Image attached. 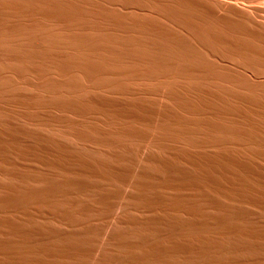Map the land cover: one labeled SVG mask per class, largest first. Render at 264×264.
Segmentation results:
<instances>
[{"label": "bare ground", "instance_id": "obj_1", "mask_svg": "<svg viewBox=\"0 0 264 264\" xmlns=\"http://www.w3.org/2000/svg\"><path fill=\"white\" fill-rule=\"evenodd\" d=\"M112 92L128 104L111 103ZM104 118L134 128L114 135ZM27 140L71 176L41 188L37 170V189L26 172L37 188L0 194V228L5 214L46 209L47 221L85 234L42 246V264H264V0H0V159L29 154ZM79 143L122 152L110 160ZM88 190L98 208L91 194L77 198ZM124 209L150 217L123 222ZM115 224L134 240L115 239L119 256L105 261ZM41 225L31 228L44 242L57 238ZM163 226L175 241L152 245ZM4 243L1 256L29 264Z\"/></svg>", "mask_w": 264, "mask_h": 264}, {"label": "rangeland", "instance_id": "obj_2", "mask_svg": "<svg viewBox=\"0 0 264 264\" xmlns=\"http://www.w3.org/2000/svg\"><path fill=\"white\" fill-rule=\"evenodd\" d=\"M110 94V95H109ZM109 94H107L106 95V97H108V100H109V98H110V102L111 103H114V104H118V105H120L121 106V104H123V105H125V103L126 104H128V101H129V99H126V96L125 95H120L121 93H117V92H112V93H109ZM120 96H119V95ZM110 96V97H109ZM125 97V98H124ZM126 100H127V102H126ZM133 107V106H132ZM132 110L134 111V108H132ZM107 120V121H106ZM125 121H128V122H125ZM125 121H122V119L121 120H110V119H106V118H104L103 119V121H101L100 123L102 124V126L105 128V130H106V132H109L110 131V133H112V134H114V135H121V134H123V132L122 131H120L121 129H124V130H126L125 128H127V130L128 129H130V128H134V121H132V120H125ZM118 124V125H117ZM128 124H130V125H128ZM119 125H121V126H119ZM109 128H113L112 130H108ZM117 128V129H116ZM64 141H65V139H63ZM29 140H27L26 141V143H25V141H24V143H22V142H20L19 143V146H22L23 148H25L26 147V153H29V154H24L23 156L22 155H19V157H18V155L17 154H14V152H10L9 153V155H8V157H9V159L7 160H3V158H1L0 159V167L2 168H0V194L2 193L3 195L4 194H10V193H13V192H15L16 190H17V188L19 187V188H21V189H25L26 190V188H27V186L29 187V189L28 190H33V189H36L37 187V189H39L40 188V185H38V184H40V183H42L43 182V184H41V188H44L45 186L47 187V185H48V183H49V185H50V182H54V181H56V180H58V178H56V176L57 177H59V179L60 178H62L61 176H63L64 178L66 177V174L68 175L69 173H67V172H65L64 173V171H62V170H59V169H57V170H55V169H53V168H51V170H49L50 169V165H49V163H50V161L52 160L53 161V158L50 156V154H49V156H48V153L46 152V151H38V152H36V149H34V150H32V149H30L31 148V145L29 146L28 144L29 143H31V142H28ZM68 140H66V142H67ZM68 142H71V140L70 141H68ZM21 143H22V145H21ZM24 145H25V147H24ZM78 145V144H77ZM76 145V146H77ZM79 145L80 146H82V147H80V146H78V147H76V149H77V151H83V152H87V151H89L88 153H92V152H90V151H93L94 150V152L93 153H95V151L97 150V149H99L100 150V152H99V150H98V152L101 154L102 153V155H104V154H106V155H108V154H111L112 155V157H111V159L108 157V156H106L105 155V158H107L108 157V159H110V160H113V154H118L119 152H122V149H121V147H114V146H107V145H105V146H102L101 148H95V147H93L92 145H89V144H87V145H85L84 144V146L86 147V148H83L84 146H83V144H81V143H79ZM89 145V146H88ZM30 148H29V147ZM92 146V147H91ZM88 147H89V149H88ZM79 148L81 149V150H79ZM93 150H92V149ZM30 149V150H29ZM83 149H86V150H83ZM106 149V150H105ZM112 152H110L109 150ZM101 150H103V152H101ZM107 150H108V152H107ZM27 151H29V152H27ZM34 151V152H33ZM105 151V152H104ZM45 152L47 153V156L48 157H50V159H48V157L46 156V154H45ZM97 152V151H96ZM97 152V153H98ZM114 152H116V153H114ZM118 152V153H117ZM35 153V154H34ZM38 155H37V154ZM44 153V154H43ZM43 156H42V155ZM12 155V156H11ZM15 155V156H14ZM31 155H32V159H30L31 158ZM34 155V156H33ZM40 155V156H39ZM15 157V161H14V157ZM36 156V157H35ZM18 157V160L16 161V158ZM21 157V158H20ZM28 157V158H27ZM30 157V158H29ZM37 158V161L35 160V159H33V158ZM40 157H41V159H40ZM12 158V159H11ZM22 158H24V159H22ZM25 158H27V159H25ZM47 158V159H46ZM21 159V160H20ZM30 159V160H29ZM40 159V160H39ZM3 160V161H2ZM10 160H11V162H10ZM39 160V161H38ZM9 161V162H8ZM13 161V162H12ZM23 161V162H22ZM24 161H26L25 163H24ZM32 161H34V162H32ZM49 161V162H48ZM3 162H4V165H3ZM22 162V163H21ZM28 162H31L32 163V165L30 164V163H28ZM41 164H40V163ZM43 162H45V163H43ZM9 163H11V164H13V165H10ZM18 163V164H17ZM19 163H21V164H19ZM29 165H28V164ZM35 163V164H34ZM33 164L36 166H33ZM40 164V165H39ZM42 164H43V166H42ZM50 166H48V165ZM10 165V166H9ZM47 165V166H46ZM3 166H4V168H3ZM15 166V167H14ZM34 167V168H29V167ZM46 166V167H45ZM8 167H9V169H8ZM48 167V168H47ZM7 168V169H6ZM32 169V171H34V172H32L31 170H29V169ZM39 168V169H38ZM43 168V169H42ZM46 168L48 169V170H46ZM16 169V170H15ZM19 169V170H18ZM5 170V171H4ZM7 170H8V172H7ZM12 170V171H11ZM22 171V173L24 174V172H23V170L25 171V175H23L22 173H21V171ZM37 170L38 171H40L39 173L42 175V173H43V175H42V179H41V177H40V174L37 172ZM46 172H45V171ZM53 170V171H52ZM59 170V171H58ZM14 171V172H13ZM30 171V174L29 175H27L26 174V172H29ZM50 171V172H49ZM55 171V172H54ZM60 172V171H62V172H60V173H57V172ZM7 172V173H6ZM11 172H13L12 174H11ZM18 172V173H17ZM45 172V173H44ZM1 173H3V175L1 174ZM15 173V174H14ZM31 173H34V174H31ZM64 173V174H63ZM13 175V176H9V175ZM35 174H37L36 176H34ZM45 174V175H44ZM71 174V173H70ZM75 173H72V176L74 175ZM77 174V173H76ZM76 174H75V176H76ZM16 175H18V176H16ZM22 175V176H21ZM29 176V178H30V180H32V178H33V181H31L32 183L34 182V184H36V186L35 185H31L30 184V180L29 179H27V178H25V177H27V176ZM31 175H33V176H31ZM39 175V176H38ZM50 175V176H49ZM65 175V176H64ZM78 176H76V178L78 177V178H83V177H79L80 175L79 174H77ZM5 176H8V177H10L9 179H8V177H6L9 181H7V179H5ZM15 176V177H14ZM45 176V178H44V181H43V177ZM48 176V177H47ZM68 176H71V175H68ZM35 177V178H34ZM51 177V178H50ZM24 178H25V180H24ZM36 178L37 179H41L40 181H42V182H39V180H36ZM48 178V179H47ZM50 178V179H49ZM75 178V177H74ZM18 179V180H17ZM23 180L22 182H20L21 180ZM26 179L29 181H27L29 184H30V186L32 187V186H35L34 188H30V186H29V184H27V182H26ZM35 179V180H34ZM47 179V180H46ZM53 179V180H52ZM56 179V180H55ZM2 180V181H1ZM13 180V181H12ZM17 180V181H16ZM50 180V181H49ZM5 181V182H4ZM9 182V184H7ZM13 182V183H12ZM18 182V183H17ZM20 182V183H19ZM26 184H25V183ZM37 182V183H36ZM39 182V183H38ZM4 183V184H3ZM15 183H17V185H19V186H17V185H15V186H17V187H15L14 188V184ZM7 184V185H6ZM26 185V186H24L23 187V185ZM52 184V183H51ZM45 185V186H44ZM107 185V184H106ZM21 186V187H20ZM44 186V187H43ZM108 186V185H107ZM110 186V188H112V184H110L109 185ZM108 186V187H109ZM3 187H5L4 188V190H2L3 189ZM10 187V188H9ZM8 188V189H7ZM12 190V191H9V190ZM14 189V190H13ZM88 191H93V193L92 192H89L88 193ZM88 191H86L85 192V194L83 193V192H81V193H79V194H77L76 196H77V198H79V199H82V200H88V199H90V200H94V204H95V207H99V202H97V200H99V198H100V195H98V194H100V193H98L97 191V193L95 192V190H88ZM97 194V196H98V198L96 197H94V196H96V194ZM1 194V195H2ZM87 194H91V196L88 198V195ZM92 195H93V198L91 199V197H92ZM82 196H84V197H82ZM83 198H86V199H83ZM88 198V199H87ZM96 200V201H95ZM98 203V204H97ZM97 205V206H96ZM34 210V211H33ZM45 210L46 209H44V210H38V211H36L35 209H32V211L31 212H33V213H31V212H29V215L28 214H25L24 212V214L22 213V212H16V213H19V215H23V216H19V215H17L16 213V217L18 218H16V217H14L15 216V214L13 213V218H14V221H12V216H10L9 214H8V216H7V214H5V216H4V214H2L1 216L3 217V219L4 218H6V219H8L7 220V225H9V226H14V224H16L17 222V224H16V226H14V227H8L7 225L5 226V227H7L6 229L3 227H1L0 228V234H2V236L0 235V241L3 243V242H5L4 244H6L7 245V247H8V249H14L15 248V246H16V251H17V249H18V253L20 252V254H21V252H22V255L24 256V258H25V260H27L28 261V263L30 264L31 262H33L32 264H35L34 262H37L38 261V263H40V264H42L41 262H42V260L44 261V262H46L48 259H47V257H46V255H45V253H44V251H43V248H46V247H48L49 246V244H56L55 242H57V244L61 247V245L63 246V245H65L64 243H67L69 240H68V235H69V238H71L72 236H76L77 238H83V237H85V234L82 232V231H79L78 229H80L81 227H80V225L79 224H68L69 222H64V219H62V220H60V219H52V221L53 220H57L56 222L54 221V222H52L51 221V219H49L48 221H47V215H44V214H41V213H45ZM44 211V212H43ZM135 210L134 209H124V210H121V212H120V216H119V218L121 219V221H126V220H128V219H130V218H133L134 219V216L136 215V217L138 216L139 218H141V219H145L146 217H147V215H148V217H150L149 215V213L150 212H147V213H142L143 211H141V210H136V212H134ZM35 212H36V214H35ZM41 214V216L39 215V214ZM160 213H162V212H160ZM180 214L179 215H181V217L183 218V217H187L188 218V216L189 215H187L185 212H183V211H181V212H179ZM185 213V214H184ZM33 214V215H32ZM36 216H35V215ZM123 214V215H122ZM139 214H140V216H139ZM142 214V215H141ZM143 214H145V216L143 215ZM26 215H28V216H26ZM19 216V217H18ZM34 216V217H33ZM44 216H45V218H44ZM24 219H22V218ZM147 217V218H148ZM26 218V219H25ZM35 218H38V219H36L35 220ZM146 218V219H147ZM185 218H183V219H185ZM15 219H17V220H19V221H17V220H15ZM23 220V221H21V220ZM35 221H34V220ZM42 219V220H41ZM45 220V221H44ZM12 221V222H11ZM17 221V222H16ZM31 221L32 222H37L36 224L35 223H32V225H31ZM39 221H40V223H39ZM50 221V222H49ZM11 222V223H10ZM20 222H23V223H20ZM28 222H30L29 224H28ZM20 223V224H19ZM61 223V224H60ZM65 223V224H64ZM22 224H23V226H22ZM36 226L37 225V227L38 226H40L41 224V227H46V228H49V226H50V228L52 227V226H54V227H52V228H54V229H57V230H59L58 231V236H59V233L62 235H60L59 237L57 236V238H53V240L51 239V238H48L47 237V239L48 240H45V242H44V239H46L44 236H43V238L41 237V235L40 234H38V231H33L32 230V228L33 227H35L34 225ZM64 224V225H63ZM67 224V226H65ZM19 227H18V226ZM22 227H21V226ZM25 225H27L26 226V228H25ZM43 225H46V226H43ZM72 227H71V226ZM116 225V224H115ZM127 227H126V226ZM117 224L116 226H112L113 228H110V232H109V234H110V237H108L109 239L105 242V244H104V246H103V251H102V255H103V260H105V261H110V260H117V258H118V256H119V252H120V250H117V247L115 246V243H114V241H115V239H117V238H123V239H125V238H128V239H132V240H134V231H123V230H125V228H126V230L127 229H129V230H131L132 229V227H129L130 225H128V224ZM33 226V227H32ZM73 226L74 227H76V228H78L77 230L79 231V232H81V233H79L77 230H76V228L74 229L73 228ZM16 227H17V229H16ZM32 227V228H31ZM129 227V228H128ZM22 228V229H21ZM161 228V230H163V231H152V234H151V239H155L154 241L152 240V242H153V244H152V242H151V239H150V242H149V244H152V245H154V242H158L159 240V242L158 243H156L155 245L156 246H161V245H165V242L164 241H166V239H167V237H168V241H166V242H172L171 241V239L173 240L174 238H176V237H174L173 235H172V231H168V229L167 228H165L164 226L163 227H160ZM4 229H5V232H4ZM14 229V231H12ZM20 229V230H19ZM69 229H71V231H69ZM167 231H166V230ZM3 232H2V231ZM17 230H19L18 232H17ZM21 230H23V231H21ZM28 230V231H27ZM29 230H30V232H29ZM61 230V231H60ZM66 230V231H65ZM76 230V231H75ZM113 230V231H112ZM164 230L166 231L165 233H164ZM24 231H25V234H24ZM32 231V232H31ZM8 232V233H7ZM12 232V233H11ZM23 232V233H22ZM121 232V233H120ZM130 232V233H129ZM151 232V231H150ZM149 232V233H150ZM155 232V233H154ZM16 233V234H15ZM19 235H18V234ZM28 233V234H27ZM32 233V234H31ZM36 233V234H35ZM64 233H66V234H64ZM73 233V234H72ZM168 233H170V234H168ZM9 234V235H8ZM10 234H14V237H13V235L11 236ZM23 234V235H22ZM31 234V235H30ZM63 234L65 235V238L63 237ZM68 234V235H67ZM80 236H79V235ZM82 234V235H81ZM154 234V235H153ZM157 234H159V235H157ZM166 234V235H165ZM4 235L5 236H7V237H4ZM26 235V236H25ZM30 235V236H29ZM34 235V236H33ZM38 235H40V236H38ZM67 235V236H66ZM70 235H72V236H70ZM126 235V236H125ZM153 235V236H152ZM165 235V236H164ZM172 237H171V236ZM19 236V237H18ZM38 236V237H37ZM81 236H83V237H81ZM113 236H115V238L113 237ZM129 236H130V238H129ZM159 236V237H158ZM9 237H13L12 239L11 238H9ZM16 237V238H15ZM20 239H18V238ZM22 237H24L23 239H22ZM35 237V238H34ZM39 237H41V239L43 240H41ZM154 237V238H153ZM157 237H158V239H157ZM7 238V241L8 240H13V241H11L10 240V242H9V244H8V242L5 240V239ZM27 238V239H26ZM67 238V239H66ZM75 237H72L70 240H76V239H74ZM160 238V239H159ZM165 238V239H164ZM2 239H4V240H2ZM14 239H17V241H15ZM22 239V240H21ZM30 239H32V240H30ZM37 239V240H36ZM56 241H55V240ZM64 239V240H63ZM161 239H163V240H161ZM170 239V240H169ZM27 240H28V242L30 243H28L27 242ZM30 240V241H29ZM33 240H34V243L33 244H35V246H40L39 248L38 247H35V246H33V244H31L32 242H33ZM50 240V241H49ZM61 240V241H60ZM63 240V241H62ZM22 241V242H21ZM36 241V242H35ZM39 241V242H38ZM41 241V242H40ZM49 243H48V242ZM54 241V242H53ZM58 241L59 242H61V244L60 243H58ZM64 241H66V242H64ZM173 241H175V240H173ZM19 242V243H18ZM21 242V243H20ZM25 242H27L26 244H25ZM47 242V243H46ZM53 242V243H52ZM164 242V243H163ZM14 244V246L13 245H11V244ZM37 243H38V245H37ZM41 243V244H40ZM43 243V244H42ZM45 243V244H44ZM63 243V244H62ZM162 243V244H161ZM17 244V245H16ZM47 244V246H45ZM157 244H159V245H157ZM18 245H21V246H18ZM22 245H24V246H22ZM34 247V248H36V250L32 247V246ZM18 246V247H17ZM25 246H26V248H25ZM31 246V247H30ZM42 246H43V248H42ZM58 246V247H59ZM11 247H13V248H11ZM20 247H22V248H20ZM28 247V248H27ZM106 247V248H105ZM25 248V249H24ZM63 248V247H62ZM15 249H14V251H15ZM28 249V250H27ZM42 249V250H41ZM24 250H26L25 252H23ZM29 250L31 251V253L29 252ZM33 250V251H32ZM131 249H129V251H130ZM35 251H37V252H35ZM128 251V253L130 254V252H131V254L133 253L134 254V250L133 251H130L129 252ZM35 254H34V253ZM39 252V254L41 255V257H40V259H39V256L37 255V253ZM30 253V254H29ZM44 253V254H43ZM9 257H8V256ZM7 255H0V264H14V262H15V264H17V262L14 260V256H12V255H9V254H7ZM26 255V256H25ZM30 255V256H29ZM44 255V256H43ZM4 256V257H3ZM12 256V257H11ZM33 256H37L36 258L35 257H33ZM11 257V258H10ZM5 258H7V259H5ZM43 258H45V259H43ZM35 261H34V260ZM38 259V260H37ZM6 260H8V261H6ZM11 260H13V261H11ZM40 260V261H39ZM72 260H74V262L76 261V259H72ZM182 260H183V258H182ZM30 261V262H29ZM12 262V263H11ZM60 262H65L64 260L62 261H60Z\"/></svg>", "mask_w": 264, "mask_h": 264}]
</instances>
